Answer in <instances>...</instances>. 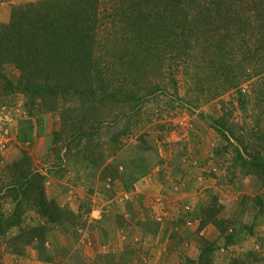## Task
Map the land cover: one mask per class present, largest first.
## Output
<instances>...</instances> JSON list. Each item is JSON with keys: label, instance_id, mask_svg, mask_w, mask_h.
<instances>
[{"label": "rangeland", "instance_id": "374dc122", "mask_svg": "<svg viewBox=\"0 0 264 264\" xmlns=\"http://www.w3.org/2000/svg\"><path fill=\"white\" fill-rule=\"evenodd\" d=\"M35 1L0 0V24ZM252 73L243 106L236 93L182 102L181 77L178 93L113 101L99 127L73 96L0 80V264H264V72ZM29 173L42 196L38 179L17 184Z\"/></svg>", "mask_w": 264, "mask_h": 264}, {"label": "trees", "instance_id": "16d2710c", "mask_svg": "<svg viewBox=\"0 0 264 264\" xmlns=\"http://www.w3.org/2000/svg\"><path fill=\"white\" fill-rule=\"evenodd\" d=\"M6 66L16 72L14 79ZM252 72H264V0H38L18 5L0 24V80L79 99L88 104L81 116L93 127L108 122L98 115L113 101L135 99L140 91L139 100L178 93L181 77L188 79L178 96L182 102L198 107L205 97L236 93L243 106L241 85L258 76ZM60 114L67 125L76 116L64 109ZM209 120L227 139L228 128ZM258 159L251 157L255 164ZM31 175L17 184L29 187L38 179L42 196L44 176ZM41 200L48 216L53 208ZM207 257L199 255L200 264H208Z\"/></svg>", "mask_w": 264, "mask_h": 264}]
</instances>
